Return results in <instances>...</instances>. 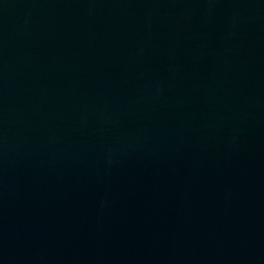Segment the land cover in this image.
Returning <instances> with one entry per match:
<instances>
[{
    "label": "water",
    "instance_id": "obj_1",
    "mask_svg": "<svg viewBox=\"0 0 264 264\" xmlns=\"http://www.w3.org/2000/svg\"><path fill=\"white\" fill-rule=\"evenodd\" d=\"M0 264H264V0H0Z\"/></svg>",
    "mask_w": 264,
    "mask_h": 264
}]
</instances>
